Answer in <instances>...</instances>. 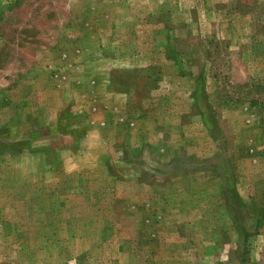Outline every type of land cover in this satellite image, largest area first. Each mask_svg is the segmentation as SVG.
Here are the masks:
<instances>
[{"label":"rangeland","instance_id":"374dc122","mask_svg":"<svg viewBox=\"0 0 264 264\" xmlns=\"http://www.w3.org/2000/svg\"><path fill=\"white\" fill-rule=\"evenodd\" d=\"M0 264H264V0H0Z\"/></svg>","mask_w":264,"mask_h":264}]
</instances>
